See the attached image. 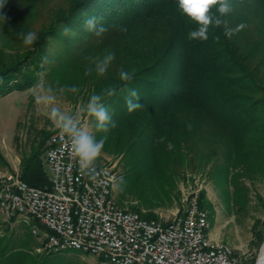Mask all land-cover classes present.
<instances>
[{
  "label": "trees",
  "instance_id": "1",
  "mask_svg": "<svg viewBox=\"0 0 264 264\" xmlns=\"http://www.w3.org/2000/svg\"><path fill=\"white\" fill-rule=\"evenodd\" d=\"M2 2L0 96L33 87L41 72L53 81L59 75L61 81L65 77L73 81L79 88L76 95L85 103L92 94L115 87L116 95L105 103L117 126L107 134L103 149L123 158L126 170L119 184L125 191L140 190L138 184L142 187L150 178L155 181L163 175V160L169 164L177 154L190 169L211 163L217 172L226 174L248 159L264 161V0H232L233 11L226 19L232 28L246 27L231 39L224 37L222 28L210 29L208 41L193 43L186 40V33L194 25L181 17L175 0H73L69 9L55 14L48 28L34 30L39 40L31 47L18 40L3 42L4 20L16 25L13 19L27 0ZM90 16L103 17L108 30L102 37L87 30L85 20ZM216 35L219 42L214 40ZM57 42L66 48L48 45ZM113 42H117L111 46L115 60L106 76L98 78L94 72L86 76L91 60L85 57L100 48L109 49ZM121 66L136 70L129 87L139 91L143 107L131 113L120 92ZM50 134L35 136L20 160L19 175L30 185L50 186L44 163ZM102 135L96 133L97 139ZM160 137H166L164 143H157ZM168 141L174 145L171 151ZM239 190L234 192L235 203L243 207L247 200ZM141 191H137L139 196ZM154 193L151 199L170 195L165 189ZM198 201L207 208L202 192ZM147 204V208L159 205L151 200ZM138 210L136 206L133 211ZM140 215L153 217L150 211ZM38 245L27 231L13 238L9 228L0 224V264H57L49 258L52 253H36Z\"/></svg>",
  "mask_w": 264,
  "mask_h": 264
},
{
  "label": "rangeland",
  "instance_id": "2",
  "mask_svg": "<svg viewBox=\"0 0 264 264\" xmlns=\"http://www.w3.org/2000/svg\"><path fill=\"white\" fill-rule=\"evenodd\" d=\"M72 1L27 0V4L19 9L17 16L13 19L14 23L17 22L16 25L4 20L6 34L3 42L8 44L17 40L22 42L17 36L19 32L27 33L42 26L48 28L55 14L62 8L69 9ZM160 29H162L161 26ZM249 35L252 37L253 34ZM61 44L63 43L57 42L48 45H56L58 50H64L66 47L63 45L62 47ZM116 44L117 42L109 43V49L100 48L96 51L98 52L96 55H93L96 52L90 53V57L102 56L106 49L112 50L111 46ZM134 53L136 54L135 51ZM59 73L64 74L62 71ZM62 77L59 75L57 82L47 76L46 72H41L35 85L42 83L45 87L51 86V94L56 97L55 106L80 118L82 125L92 127V122L82 111L86 103L81 96L78 97L76 93L67 90V86H75L74 82L66 77L64 81H61ZM34 86L24 90L14 89L0 96V175L7 172L19 173L20 160L22 155L29 152L33 138L35 136L41 138L43 134H48L55 129L45 114L47 109L35 104ZM186 162L179 154L174 156L173 162L169 164L163 160V168H161L163 175L157 177L155 181L150 178L142 187L138 184L137 188L143 189L142 196L137 193L140 190L125 191L119 184L126 170L121 155L115 156L103 149L98 164L109 165L117 173L118 177L113 189L117 205L130 210H136L137 206L140 213L150 211L153 217L147 219L160 221L171 219L184 209L186 200L192 193L197 190L199 193L202 192L204 204L207 207L205 209L209 215L208 232L216 240L231 246L244 264H249L251 260L254 264L260 247L264 243V161L259 158L248 159L245 164L230 168L227 174L217 172V168L211 163L204 168L190 169L185 166ZM237 188L242 189L241 194H244L247 200L243 207L235 203L234 192H240ZM161 189L169 190L170 195L151 199L154 197V190L161 191ZM122 195L124 196L121 197ZM147 198L159 205L147 208L146 204L149 201L146 200ZM33 222L34 218L31 216H15L12 220H6L0 214V224L9 228L13 238L27 231L36 243L40 244L35 248V252L46 255L41 245L42 237L33 235L31 232ZM49 258L57 260V264H95L96 262L95 256L76 250L53 253Z\"/></svg>",
  "mask_w": 264,
  "mask_h": 264
},
{
  "label": "built area",
  "instance_id": "3",
  "mask_svg": "<svg viewBox=\"0 0 264 264\" xmlns=\"http://www.w3.org/2000/svg\"><path fill=\"white\" fill-rule=\"evenodd\" d=\"M44 163L49 187L30 185L18 172L0 175V214L33 217L31 232L42 237L44 252L76 250L95 256V264H244L231 246L209 237L198 190L171 219H147L117 205L111 166L99 164L95 181L81 175L56 129Z\"/></svg>",
  "mask_w": 264,
  "mask_h": 264
},
{
  "label": "clouds",
  "instance_id": "4",
  "mask_svg": "<svg viewBox=\"0 0 264 264\" xmlns=\"http://www.w3.org/2000/svg\"><path fill=\"white\" fill-rule=\"evenodd\" d=\"M0 7H3L2 0H0ZM175 7L187 23L194 25L186 33V40L189 43L208 41L210 29L222 28L224 37L231 39L234 34L246 27V25L240 24L236 28H232L229 20L226 19L233 11L232 0H175ZM102 21V16H90L85 20V26L96 37H102L108 30ZM64 31L67 34L69 30L65 29ZM17 36L28 47L33 46L39 40L34 31L27 33L21 31ZM214 40L219 42L220 36L216 35ZM85 59L91 60V63L86 65L85 75L91 76L94 72L99 78L108 73L115 60V53L106 49L102 56L95 58L87 56ZM135 72V69L129 71L122 66L118 70V79L123 84L120 92L125 94V105L130 113L143 107L140 103L139 91L129 87L134 80ZM34 87L35 104L47 109L45 114L52 126L66 141L74 165H78V171L81 175L95 181L101 175L98 162L108 139L107 134L117 126L110 107L105 101L107 98L116 95L117 89L109 85L99 94L90 96L86 106L82 108L83 113L92 122V127H88L82 125L73 115L55 106L56 97L51 94V86L45 87L42 83H38ZM67 90L72 93L79 92V88L76 86H67ZM191 127L192 125L189 124V130ZM96 133L103 135L97 139ZM165 140L166 137H160L157 143H164ZM167 148L169 151L173 150L174 145L171 141L167 142Z\"/></svg>",
  "mask_w": 264,
  "mask_h": 264
},
{
  "label": "bare ground",
  "instance_id": "5",
  "mask_svg": "<svg viewBox=\"0 0 264 264\" xmlns=\"http://www.w3.org/2000/svg\"><path fill=\"white\" fill-rule=\"evenodd\" d=\"M255 264H264V243H262Z\"/></svg>",
  "mask_w": 264,
  "mask_h": 264
},
{
  "label": "crops",
  "instance_id": "6",
  "mask_svg": "<svg viewBox=\"0 0 264 264\" xmlns=\"http://www.w3.org/2000/svg\"><path fill=\"white\" fill-rule=\"evenodd\" d=\"M208 234H209V237H210L211 239L216 240V238H215L213 235H211L210 233H208Z\"/></svg>",
  "mask_w": 264,
  "mask_h": 264
}]
</instances>
